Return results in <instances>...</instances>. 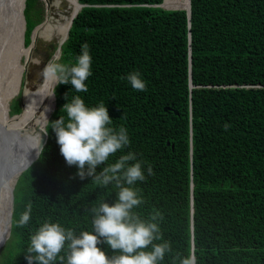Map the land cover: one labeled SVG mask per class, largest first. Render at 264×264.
<instances>
[{"label": "trees", "instance_id": "1", "mask_svg": "<svg viewBox=\"0 0 264 264\" xmlns=\"http://www.w3.org/2000/svg\"><path fill=\"white\" fill-rule=\"evenodd\" d=\"M34 1L25 0L23 9L25 46L41 22L38 5L30 13ZM78 2L83 6L59 62L75 63L86 43L92 57L88 91L58 84L48 121L66 118L63 105L80 96L88 107L105 104L110 127L127 129L130 144L96 171L135 153L145 180L133 186L143 200L133 211L146 221L160 212L163 240L154 243H171L159 264H180L190 251L197 264H264V0H190V17L152 6L162 0ZM133 71L146 82L145 91L133 90L126 79ZM11 109L20 113L17 102ZM49 122L43 156L13 188L6 242L13 244L4 264H28L30 236L46 221L77 236L93 231L92 207L117 198L114 182L103 187L75 176L78 168L65 162ZM29 202L31 220L19 227Z\"/></svg>", "mask_w": 264, "mask_h": 264}, {"label": "clouds", "instance_id": "2", "mask_svg": "<svg viewBox=\"0 0 264 264\" xmlns=\"http://www.w3.org/2000/svg\"><path fill=\"white\" fill-rule=\"evenodd\" d=\"M34 52L37 53L36 50H32V54ZM60 55L59 57L52 55L43 68L40 73L43 83L34 95L40 96V90L43 88L48 91L47 95H43V99L53 97L58 84H70L76 92L88 91L85 81L92 75V57L88 45L86 43L81 45V53L73 64L59 63ZM47 60L48 58H43L41 62L45 63ZM126 79L133 90L140 92L146 90V82L140 78L138 71L129 73ZM65 99L67 100V95ZM35 101L32 100L27 108ZM50 110L45 108L44 113ZM61 110L66 113V118L59 116V119L49 122L45 114L44 116L55 132L60 154L67 165H75L78 168L75 176L81 180L92 177L94 183L103 187L114 182L119 191L113 203L101 202L98 206L92 207L91 211L94 215L91 232L82 231L77 236L72 229L65 228L58 222L46 221L40 225L30 236L26 254L28 264H54L57 258L60 264L65 262L66 264H159L164 260L165 254L171 252V243L169 241L154 243L163 240L157 222L163 219L160 212H154L146 221L133 211L143 202L138 190L133 186L137 181L145 180L142 164L136 161L135 153L128 152L121 155L115 163L107 164L99 173L96 171L98 166L107 163L110 156L130 144L127 129L120 127L117 131L110 127L113 119L109 116L105 104L88 107L80 96H75L71 102L65 103ZM10 114L13 115L11 112ZM42 132L47 134L46 130ZM30 150H36L37 158L43 156L41 135ZM131 161L136 162L129 163ZM30 164L31 161L27 159L29 167ZM152 172V168L149 167L148 173L151 175ZM31 212L32 204L29 202L20 215L17 226H26L31 220ZM100 245H106L114 254L109 256ZM65 248L68 250L66 257L61 255ZM180 264H197L195 253L190 251L180 260Z\"/></svg>", "mask_w": 264, "mask_h": 264}, {"label": "bare ground", "instance_id": "3", "mask_svg": "<svg viewBox=\"0 0 264 264\" xmlns=\"http://www.w3.org/2000/svg\"><path fill=\"white\" fill-rule=\"evenodd\" d=\"M24 1L25 0H0V16L4 18V22H2L0 27V72L6 70V73L9 74L8 77L11 79L10 81H6L5 79L2 80L0 75V90L2 88V92H0V139L6 141L5 145L0 143V245L9 236L11 190L16 180H18V171L17 173L14 172L19 166L25 165L27 159H31V157L36 154V150L30 149L37 143V129H42L46 122H48L44 114L47 119L51 114V110L44 113L45 108L51 109L52 107V97L45 98L41 102V95H34L36 93V84L43 82L42 75L40 80L42 82H37L35 84L33 78H27V75H25L23 86L21 83L23 72L28 71L32 66L36 67L41 64V60L36 57L34 53L32 54L31 48H28L25 54L27 56L26 63L22 62V47L25 48L23 43L25 23L21 11ZM42 1L45 9H49L50 15L37 29L35 38L34 35H32V39L34 38V42L40 39L46 43L55 45L56 48L51 56L59 57L60 47L67 37L70 22L79 10L78 0H64L58 5L55 13L52 8L55 4V0ZM165 1L166 0L162 3L163 7H165ZM180 1L186 2V4L174 8L188 7V0ZM5 15L7 16L4 17ZM34 31H36V28ZM9 35L11 37L7 39ZM50 58L44 63L43 68ZM38 60L40 63H38ZM2 77L5 76L2 74ZM20 89L21 111L18 114L10 116L9 101H11L14 96H17ZM47 94L48 93H46V95ZM32 100L36 101L27 108ZM4 102V111L6 112L7 121H5L3 117L2 106ZM21 126L25 129L24 138L18 136L20 135L19 130ZM12 135L19 137L18 140L14 138V146L7 144ZM21 144L25 146L21 148Z\"/></svg>", "mask_w": 264, "mask_h": 264}, {"label": "rangeland", "instance_id": "4", "mask_svg": "<svg viewBox=\"0 0 264 264\" xmlns=\"http://www.w3.org/2000/svg\"><path fill=\"white\" fill-rule=\"evenodd\" d=\"M64 0H55V4H54V6L52 7L53 8V12L55 13V11L57 10V7H58V5H60V3L61 2H63ZM38 3H36L35 1H34V3H32V7L30 8V13H31V15H33L34 14V12H35V10H36V8H37V5H38V7L40 8V18H41V22L38 24V26L36 27V31H34L33 32V35L35 34V32H37V29L41 26V24H42V22H45L47 19H48V17H49V9H45V7H44V3H43V1L42 0H38L37 1ZM45 20V21H44ZM10 35L7 37V39H10ZM34 44L35 45H33V47H32V50L34 51V50H36L37 51V53L35 54V56L36 57H38L41 61H43V57H42V54L43 55H45L46 56V58H50V56H51V54H52V52L55 50V45H53V44H51V43H46V42H44V41H42V40H40V39H38V40H36L35 42H34ZM28 50H24L23 49V47H22V52H23V56H22V62L23 63H26V61H27V56L25 55L26 54V52H27ZM13 53V52H12ZM14 54V53H13ZM41 57V58H40ZM20 59V58H19ZM58 62H59V60H58ZM60 63V62H59ZM33 67V66H32ZM29 71V70H28ZM28 71H26V72H28ZM26 72H23V74H22V80H21V83H23V80H24V77H25V75H26ZM2 74L5 76V77H2ZM0 75H1V78H2V80L3 79H5L6 81H10L11 79L8 77V75L9 74H7L6 73V70L5 71H1L0 72ZM11 77V76H10ZM28 78V77H27ZM39 82H42V81H39ZM37 82L35 81V84H36ZM43 83V82H42ZM42 83H37L36 84V91H37V88L40 86V84H42ZM1 90H2V88H1ZM0 90V92H2ZM41 91V98L43 99V95H46V93H48V91L46 90V89H41L40 90ZM9 99V98H8ZM7 99V100H8ZM41 101V100H40ZM6 102V101H5ZM5 102L3 103V106H2V109H3V117H4V119H5V121H7V117H6V115H5V111H4V109H5ZM15 102H17V104H18V107L20 108V111H21V100H20V94L19 95H17V96H14L12 99H11V101H9V114H10V112L12 111V109H11V105L13 104V103H15ZM16 114V113H15ZM15 114H13V115H15ZM18 114V113H17ZM10 116H12L11 114H10ZM49 119V118H48ZM47 123V122H46ZM19 132H20V135H18L19 137H25V135H24V132H25V129L21 126L20 127V130H19ZM36 136H39V135H41V133H40V131H39V128L37 129V132H36ZM19 137H16L15 135H12L10 138H9V140H8V142H7V144H9V145H13L14 146V138L16 139V140H18L19 139ZM25 145L24 144H21L20 145V147L21 148H23ZM9 238V237H8ZM6 239L5 240V242L1 245V246H3V245H5L6 244V242L9 240V239ZM12 244H13V242L12 241H9L5 246H3V247H1L0 246V264H4V261H5V259H6V257L8 256V253H9V250H10V248L12 247Z\"/></svg>", "mask_w": 264, "mask_h": 264}, {"label": "water", "instance_id": "5", "mask_svg": "<svg viewBox=\"0 0 264 264\" xmlns=\"http://www.w3.org/2000/svg\"><path fill=\"white\" fill-rule=\"evenodd\" d=\"M164 1V0H163ZM163 1L160 3V4H154V5H152V6H154V7H161L162 9H168V10H177V9H181V10H185L186 12H187V15H188V17H190V0H188V7L187 8H165V7H163V5H162V3H163ZM78 4H79V10H80V8L83 6L82 4H80L79 2H78ZM24 7H25V2L23 3V7H22V11H21V15H22V18H23V20H24V23H25V18H24V14H23V9H24ZM78 10V11H79ZM78 11H77V13H78ZM77 13L74 15V17L77 15ZM7 15H5L4 17H6ZM19 17V16H18ZM73 17V18H74ZM0 18H1V16H0ZM73 20V19H72ZM72 20H71V22H70V26H71V23H72ZM2 22H4V18H3V16H2V18H1V22H0V27H1V25H2ZM37 26V25H36ZM36 26L32 29V31H31V33H30V43H29V45H27V46H25V48H32L33 47V45H34V41H33V39H32V35H33V31L35 30V28H36ZM70 26H69V28H70ZM69 30V29H68ZM67 36H68V34H67ZM67 38V37H66ZM23 40H24V37H23ZM24 43V42H23ZM34 53H36V52H34ZM43 58L45 59L46 58V56L45 55H43ZM43 65H44V62H41V64L40 65H38V66H36V67H31V68H29V71L26 73V75H27V77L29 78H33L36 82H39L40 80H41V75H40V73L42 72V69H43ZM190 86H192V84H190ZM54 97V100H55V96H53ZM54 107H55V101H54ZM170 109H172L171 107H165L164 108V110H170ZM53 110H54V108H53ZM52 110V111H53ZM174 113H176V111H174ZM51 115V114H50ZM49 115V116H50ZM46 125V124H45ZM45 125H44V127L42 128V129H39L40 130V133H41V139H42V144H43V146H44V144H45V142H46V139H47V134L45 135L42 131H45ZM0 143L2 144V145H5L6 144V141H3V140H1L0 139ZM167 144H169V142H167ZM37 158V156H36V154L35 155H33L32 157H31V159H29V161H31V163L35 160ZM28 167V165H27V163L25 164V165H23V166H19L17 169H16V171L14 172V173H17V171H18V176L26 169ZM16 183V182H15ZM15 185V184H14ZM13 188H14V186H13ZM13 188H12V190H11V211H10V220H9V233H10V226H11V214H12V209H13ZM191 198H192V196H191ZM192 203V202H191ZM191 213H193V206L191 207ZM191 228L193 229V223H192V225H191ZM192 248H193V244H192Z\"/></svg>", "mask_w": 264, "mask_h": 264}]
</instances>
